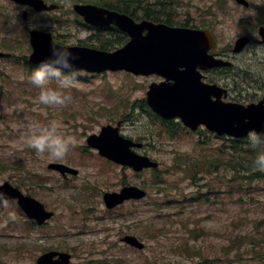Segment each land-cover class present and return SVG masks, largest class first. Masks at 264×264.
I'll use <instances>...</instances> for the list:
<instances>
[{"label": "rangeland", "instance_id": "rangeland-1", "mask_svg": "<svg viewBox=\"0 0 264 264\" xmlns=\"http://www.w3.org/2000/svg\"><path fill=\"white\" fill-rule=\"evenodd\" d=\"M45 1L59 9L30 12L24 22L10 0H0V51L2 44L14 50L11 59H0V183L10 182L55 215L42 230L33 229L14 200H0V264H35L48 248L70 253V264H264V172L244 183L246 174L235 175L239 168L233 163L216 161L211 166L206 160L221 157L219 149L228 150L225 140L204 130L166 134L169 124L150 114L145 103L148 87L160 78L80 73L65 90L72 97L66 106L38 103L39 90L28 80L32 68L21 57L29 55L27 31L48 30L65 46L89 36L73 23L71 8L80 0ZM145 1L155 0H143L142 8ZM166 1L175 23L187 20L193 26L207 8L217 16L211 27L218 54L230 52L228 45L250 31L258 9L264 8V0H248L253 4L249 10L233 0ZM251 50L231 62L245 74L248 81L242 84L253 89L239 92L228 81L226 101L246 104L264 97V65L256 59L261 51ZM241 81L235 78L236 87H242ZM52 121L58 123L59 134L75 138L59 159L37 152L25 140L30 125L47 127ZM117 122L120 133L143 143L139 153L158 162V176L112 164L86 145L87 136ZM50 163L75 168L78 175L65 179L48 169ZM123 183L144 188L146 198L107 210L103 193L117 191ZM126 234L136 236L144 249L123 244L120 239ZM33 245L40 251H33Z\"/></svg>", "mask_w": 264, "mask_h": 264}, {"label": "water", "instance_id": "water-1", "mask_svg": "<svg viewBox=\"0 0 264 264\" xmlns=\"http://www.w3.org/2000/svg\"><path fill=\"white\" fill-rule=\"evenodd\" d=\"M13 1L28 5L35 11H49L55 7L47 6L42 0ZM74 10L92 25L108 26L112 23L117 25L129 34L130 41L110 53L80 46H59L53 42L50 34L32 30L29 35L33 51L29 62L36 65L39 60L49 56L52 46L67 48L77 53L78 59L74 63L78 70L90 73L125 70L136 75L163 76L165 82L150 86L147 92V104L163 118L178 117L184 126L193 131L199 125H204L219 136L242 138L246 137L250 129L264 128L263 101L248 106L225 103L221 100L222 95L226 94L225 90L201 82V75L196 70L198 67L209 69L228 65L207 54L212 46L210 33L187 28H171L161 24L154 25L146 21L136 24L124 15L90 5L75 6ZM144 30L147 31L145 36L142 35ZM243 43L244 40H240L236 49L238 50ZM2 55L0 53V56ZM87 144L97 149L101 156L130 166L134 171L157 167L156 162L131 150L133 147H140V144L120 135L118 127L113 128L109 125L103 127L98 136L88 137ZM49 168L61 173L76 174L75 170L61 164H51ZM0 190L8 199L17 198L22 210L35 224H42L52 216V213L46 211L41 203L24 196L8 182L1 184ZM144 195L143 191L135 187H124L119 194H104V202L106 207L112 208L126 199H140ZM123 240L137 249L144 247L133 236H126ZM69 260L70 255L67 253L48 252L37 259V264H68Z\"/></svg>", "mask_w": 264, "mask_h": 264}, {"label": "clouds", "instance_id": "clouds-1", "mask_svg": "<svg viewBox=\"0 0 264 264\" xmlns=\"http://www.w3.org/2000/svg\"><path fill=\"white\" fill-rule=\"evenodd\" d=\"M77 53L67 48L52 46L49 56L39 60L31 69L28 80L39 90L37 101L41 105L66 106L72 97L68 90L78 78V69L75 61ZM55 87H52V84ZM32 130L25 140L29 147L39 153L47 151L54 158H62L69 146L74 144L75 138L71 135H61L57 132L59 127L56 121L49 126L41 127L38 123L29 126ZM246 141L249 145H264V128H253L247 131ZM251 166L259 172H264V149L254 153ZM8 197L0 190V200L6 201Z\"/></svg>", "mask_w": 264, "mask_h": 264}, {"label": "trees", "instance_id": "trees-1", "mask_svg": "<svg viewBox=\"0 0 264 264\" xmlns=\"http://www.w3.org/2000/svg\"><path fill=\"white\" fill-rule=\"evenodd\" d=\"M123 12L130 14L132 17L135 16V10H131L128 7H125L122 9ZM143 13V18H147L156 22H165V23H171V19L169 17L161 15L159 12H156L155 10L152 11L149 8L146 10H142ZM99 40L97 43V48H100L102 50H112L118 46H120L124 42V37L119 35L117 32L114 33V38H107L103 37L101 39L98 36L96 37ZM89 46V44H86ZM92 46V44H91ZM179 129L178 125H170L165 128V133L168 134L170 137H173V134L177 132ZM226 142H228V150L226 152H223L221 149L218 150L219 154L221 157L214 158L207 157V161H209V164L212 166V163L216 161H224L226 162V165L230 166L231 163L234 164V169L238 167L239 169L236 171V174L239 173H244L246 175H243L244 177L241 178L244 183L246 182H252V181H246L245 179L252 180L254 175L256 176H261V173L256 171L252 166H251V159L254 153L258 150L264 149V145H256L252 146L249 145L246 141V139H241V140H235V139H225ZM223 157V158H222ZM239 171V172H238ZM154 176H158V170L153 171ZM259 176V177H260ZM256 181V180H254Z\"/></svg>", "mask_w": 264, "mask_h": 264}, {"label": "flooded vegetation", "instance_id": "flooded-vegetation-1", "mask_svg": "<svg viewBox=\"0 0 264 264\" xmlns=\"http://www.w3.org/2000/svg\"><path fill=\"white\" fill-rule=\"evenodd\" d=\"M250 37H251V44L250 45H256V46L260 47V49H261L262 55L261 56L260 55L257 56V58H256L257 59V62H259L260 64L262 62L263 65H264V54H263L264 53V43H261L260 42L259 37H258V39L255 36H253V35H251ZM246 51H247V48L243 52H241L240 55L245 54ZM253 51L256 52L255 50H253ZM251 53H250V55H251Z\"/></svg>", "mask_w": 264, "mask_h": 264}]
</instances>
